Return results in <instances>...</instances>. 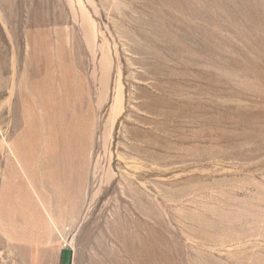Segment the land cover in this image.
Listing matches in <instances>:
<instances>
[{
    "label": "rangeland",
    "instance_id": "374dc122",
    "mask_svg": "<svg viewBox=\"0 0 264 264\" xmlns=\"http://www.w3.org/2000/svg\"><path fill=\"white\" fill-rule=\"evenodd\" d=\"M0 264H264V0H0Z\"/></svg>",
    "mask_w": 264,
    "mask_h": 264
}]
</instances>
